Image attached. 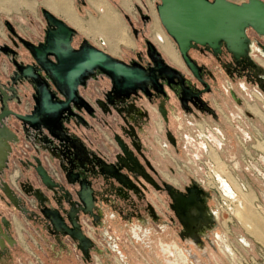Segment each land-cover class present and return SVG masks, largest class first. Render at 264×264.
<instances>
[{"label":"rangeland","instance_id":"rangeland-1","mask_svg":"<svg viewBox=\"0 0 264 264\" xmlns=\"http://www.w3.org/2000/svg\"><path fill=\"white\" fill-rule=\"evenodd\" d=\"M231 1L240 3V0ZM101 2L110 8L108 18L103 4L99 5L102 7L99 12L87 4H77L83 8L87 37L76 35L75 48L84 42L101 47L103 44L99 41L97 44V40L108 38L110 44L102 49L126 62L136 60L147 42L156 43L162 50L156 36L157 24L166 33L157 12L161 0L149 4L138 0L142 13L133 1L131 15L125 14L119 0ZM114 12L124 23L112 19ZM145 14L150 16L147 22L143 20ZM28 23L37 30L38 36L44 37L46 21L40 9L36 19ZM134 28L140 31L137 38ZM93 32L97 39L91 36ZM247 33L251 41L249 56L237 60H248L252 67H246L243 74L235 72L231 62L236 58L226 49L228 54L222 60L215 54L191 52L197 67L204 69L206 76L212 75L209 81L213 92L206 94V98L215 114L196 111L185 117L181 111L178 117L182 115V120L177 122L170 111L179 106L177 98L171 97L169 129L176 137V144L167 145L165 127L163 132L158 127L155 139L152 135L157 134L156 127L145 128L144 134L137 131L147 141L143 149L151 165L142 162L138 151L135 155L151 178H144L131 164L120 163L114 156L101 154L99 162L90 161L95 152L88 143L90 138L82 135L78 125L77 105L58 115L59 130L45 125L35 128L8 117L6 124L14 137L7 140L11 150L0 170V264H264V90L261 86L264 76L259 75L256 67L264 69L257 60L264 62V38L252 29ZM38 39L35 37L34 41ZM25 53L29 55L27 50ZM4 58L6 55L0 61ZM10 68L13 67H8L9 72ZM178 68L193 79L187 68ZM0 74L6 83L7 75L2 70ZM20 89L24 92L9 102V108L31 114L30 98L34 90L28 82L21 84ZM89 89H83L87 98L92 94ZM28 90L30 98L25 97ZM251 110L258 113L255 120L250 117ZM86 117L88 122L94 120L95 125L113 119L108 114L93 120ZM203 122L223 126V165L217 168L205 163V156L200 161V157H194L196 153L203 154L204 143L198 138L201 131L194 123ZM101 128L105 133L106 129ZM105 135L106 139L110 138L108 133ZM99 149L104 151L105 147L99 146ZM115 150L117 155L121 153ZM36 158L55 186L43 182L36 170ZM112 166L127 178L125 182L109 171ZM219 171L223 172V201L215 189L219 181L210 179V175H219ZM209 180L215 186L208 185ZM194 184L206 193L211 192L210 218L217 223L213 228L206 226H210V220H202L198 210L192 208L194 224H203L200 230L192 231L172 208L174 199L169 189L172 193L187 194V189ZM6 186L16 204L5 192ZM83 190L92 194V209ZM245 195L250 199L245 200L248 198Z\"/></svg>","mask_w":264,"mask_h":264},{"label":"water","instance_id":"water-1","mask_svg":"<svg viewBox=\"0 0 264 264\" xmlns=\"http://www.w3.org/2000/svg\"><path fill=\"white\" fill-rule=\"evenodd\" d=\"M139 11L142 13L141 9ZM157 12L167 35L176 43L183 61L198 78L201 77L199 68L189 55L195 45L207 47L215 55H218L224 46L236 59H244L249 56L250 51L251 41L248 38V30L252 29L264 38V0H247L242 3L231 0H161L157 5ZM42 14L47 22L43 40L31 43L19 39L33 59V63L23 64L15 58L11 61L15 76H9L8 83L0 81V130L9 131L10 137H14V134L8 128L6 119L11 116L35 128L45 125L59 130L58 126H54L53 121L68 108L72 98L77 97V86L81 78L94 69L113 75L117 80H124V85L128 87L135 86L134 83L142 80L146 72L138 67L128 66L122 60L88 42H84L80 48H75V30L46 9L42 10ZM8 28L18 37L11 29V25L8 24ZM14 45L19 44L14 41ZM149 48L161 60L152 43L149 44ZM9 54L16 55V52L7 44L0 45V59L3 55L8 57ZM256 67L257 70L261 69L259 66ZM1 70L0 66V72ZM169 70L175 71L171 67ZM24 82L30 83L36 91L37 108L40 107L41 110L45 107L43 112L39 110L37 113L18 114L9 108V102L19 96V83ZM51 82L62 94L66 93L67 101H54L58 92L52 90ZM211 111L214 113L213 110ZM4 143L8 145L6 161L11 147L0 134V145ZM171 143L176 144L174 138H171ZM36 161L38 162L36 170L43 182L55 186L40 164V160L36 158ZM196 186L194 184L189 187L187 194L171 192L177 215L184 226L192 231L196 220L190 214L192 207L198 210L201 218L207 212L206 201L201 198L202 195L207 198V193ZM5 192L16 204L7 186ZM82 193L90 204L92 194L86 190ZM207 218L212 222L210 215Z\"/></svg>","mask_w":264,"mask_h":264},{"label":"flooded vegetation","instance_id":"flooded-vegetation-1","mask_svg":"<svg viewBox=\"0 0 264 264\" xmlns=\"http://www.w3.org/2000/svg\"><path fill=\"white\" fill-rule=\"evenodd\" d=\"M148 19H150V16L148 14H145L143 17L144 22H147ZM6 28H8V25L6 26ZM157 30L158 32H162L165 35H156L161 48L162 43L165 41V37H167L168 41L164 44V47L169 52L172 58L168 57L163 48L161 50L156 43L147 42L146 49H144L142 53L137 54L136 60H130L127 62L123 60V62H125L128 66L138 67L139 69L146 71L144 78L134 83L135 86H125L124 80H117L113 75H109L101 71L100 69H94L81 78V82L77 86V97H75L74 99L72 98V101L69 103L68 108L65 109V112H67L69 109H72L75 107V105H77V109L79 112L77 116L79 121L78 125L82 128V135H85L86 138H90V142L88 143H90L93 151L95 152L92 159L88 158L90 161L99 162V156L101 154L104 157L114 156L116 157V161L120 163H125L126 165L131 164V167H134L136 171H138V173H140L144 178H149L150 175L141 164L139 157L135 155V151H138V153L140 154L142 162L144 161L148 166L151 165V162L149 161V157L147 156L145 149H143V145H146L147 141H143L140 138L141 134L139 135V133L137 132L138 130H141V133L144 134L146 133L145 128L150 129V127H156L157 132L158 127H160V132H163V129L165 127L166 130L163 132L164 138L166 142L168 144H171L172 146L173 144L171 143V138H174L175 142H177V140L173 132H171V130L169 129L170 113L171 115L176 116L177 122H180L182 120V115L180 117L178 116L181 111L183 112V116L187 117L191 114H194L196 111H200L202 113H212L211 110H213L210 107L209 100L206 98V94L213 92V87L209 81L210 76L212 75L206 76L204 69L199 66V74L201 77L198 78L197 76H195L187 66V64L183 61V58L179 51L176 49V43L172 39L170 40L167 33H165L158 24ZM133 32L136 38L140 34V31L136 28L133 29ZM10 35L14 37L11 32ZM150 43H153L154 50L158 51L159 55L161 56V60L157 58L155 52L150 50ZM82 44L83 43H81L78 48H80ZM12 46L13 48H18L20 44L16 46L14 45V42H12ZM193 51H200L204 54L210 53L214 55L213 51H211L207 47L195 45L189 52V55L193 59L194 57L191 55V52ZM224 54L227 55L228 53L223 46L221 48V52L218 55H215V57L218 60H222ZM257 60L259 63H261L260 65L264 67V62L259 58H257ZM28 63H33V59ZM231 64H234L231 66H234L233 68L235 69V72L239 74H243V70H245L246 67H252L250 61L248 60L239 62V60L237 59H232ZM11 66L13 67L12 64ZM181 66H184L192 73L191 77L193 79L187 78L185 75H183L181 70L178 68ZM169 67L175 69V71L169 70ZM13 70L14 67L9 72L11 73L10 76L13 75ZM258 73H260L259 75L264 76L260 69L258 70ZM168 74H170L171 76H168ZM250 75H252V73ZM0 81L2 80L0 79ZM8 82L9 80L7 79L6 83ZM19 84L21 85L23 83ZM103 84L104 86H102ZM29 85L31 86L32 90H34L30 83ZM261 86L264 87V83ZM89 87V90H91L92 94L90 98H87L83 93V89L85 90ZM26 88L28 87L26 86ZM51 88L52 90H56L58 92L57 96L54 97V101L65 102L68 100L66 93L62 94L52 82ZM167 89L170 91V93L167 91ZM19 92L23 93L24 91L19 88ZM29 94L30 91L28 90V92L25 93V97H29ZM32 94H34L31 95L33 97H29L31 99V108L33 109L32 111L34 113H37L40 110V107L39 109L37 108L36 91H33ZM171 97H175V99L177 98V103L179 106L172 112L169 110L168 102L170 101ZM143 100L145 103L143 102ZM43 109H41L40 112H43ZM253 109L256 108L254 107ZM11 110H13L14 113L23 114L16 108ZM103 114H108L110 116V119H113L107 123H103V125L100 122L97 123L101 125H95L93 119H95L96 116L98 118L99 115L101 116ZM82 115L88 116V119L92 118L93 121L88 122L86 119L87 117H83ZM153 115H155V118L153 117ZM69 117H72V114ZM15 118L17 119V117ZM118 120H120L121 122L117 123ZM177 125L179 126V123ZM101 127L106 129L105 133L103 132V129ZM137 127L138 129H136ZM106 133L109 134L110 138H105ZM156 136H158V132L156 135H152L154 139ZM99 145L105 147L104 151L99 149ZM115 149H119L121 153L117 155V150ZM81 152H86V149L83 148V151ZM112 152H114V154H112ZM108 169L114 176H117L115 174V171H118L114 166L109 167ZM93 171L96 173V170ZM121 180L125 182L127 178L125 176H121ZM169 192L171 193L172 190L169 189ZM201 198H203V195ZM206 207L207 212L205 213V216L201 218L202 220L209 219L207 217H209L210 215L211 208L208 201L206 202ZM172 208H174L173 205ZM204 222L206 223V221ZM210 223V226H206L213 228L215 224L213 222ZM196 225L200 226L198 230H200L203 226V224L201 223H198Z\"/></svg>","mask_w":264,"mask_h":264},{"label":"crops","instance_id":"crops-1","mask_svg":"<svg viewBox=\"0 0 264 264\" xmlns=\"http://www.w3.org/2000/svg\"><path fill=\"white\" fill-rule=\"evenodd\" d=\"M101 1L102 0H0V38L1 37L4 38V41H0V44L1 45L7 44L8 46L12 48V50L16 52V55L9 54L7 58H4L0 61V66L2 67V71L4 72V74H6L7 77L11 75V73H9L8 71V67L9 66L12 67L11 61L15 60V58L17 59V61L23 64H26L32 61V58L29 57V55H26L25 53L26 50L24 46L21 44L19 39L27 40L31 43L37 42V41H34L35 37L40 38L38 39V41L43 40L44 37L41 38L40 36H38L40 34H38L37 30L33 27V25H30V23H28L30 20L36 19L39 9L41 13L43 9H46L50 11L52 14H54L57 18L66 22L71 28L75 30L76 35L84 34L86 36L87 30L86 29L84 30V27H83L84 26V16L82 13L83 8L77 4H79V2L80 4H83V5L87 4V7L90 6L92 9L94 8V10L98 12L102 11V7H100L99 5L103 4V8L106 11V17L108 18V16L111 15L109 13L110 8L108 7L107 3H103ZM119 1L121 2L123 11L125 12V14L131 15V4L133 3V1L135 2L138 11L139 9L142 10V8L137 5L138 0H119ZM140 1H143L149 4L151 1H154V0H140ZM244 1L245 0H240V3ZM114 13L115 14L111 16L112 19H115L118 22L124 23V20L122 19V17L120 15L118 16L116 12ZM126 17L128 18L129 16H126ZM6 23L7 25L11 24V29L15 31V33L18 35L19 38L16 37L12 33V30L6 28L7 26ZM46 27H47V22H46ZM6 30L9 32V35H8V32L5 33ZM116 30L117 29H115V32ZM10 32L14 35V37L10 35ZM94 34L96 35V33L93 32L91 36L93 37V39H97V35L95 36ZM157 34H162L163 36H165L162 32H158ZM13 40H17L16 42L20 44L18 48H15V47H14L15 49L13 48L12 46V42H14ZM98 41L100 43L102 41L103 46L104 45L107 46L108 44H110V39L108 38L106 41L104 38L98 39L97 44H100L98 43ZM167 41H168L167 37H165V41L162 43V48L164 52L166 53V55L172 58L169 52L164 47V44ZM74 46L76 45L74 44ZM103 46L98 47V48L102 49ZM112 50L116 51L115 48H113Z\"/></svg>","mask_w":264,"mask_h":264},{"label":"built area","instance_id":"built-area-1","mask_svg":"<svg viewBox=\"0 0 264 264\" xmlns=\"http://www.w3.org/2000/svg\"><path fill=\"white\" fill-rule=\"evenodd\" d=\"M103 44V43H102ZM254 113V114H253ZM257 113V112H256ZM251 115L250 116L253 120H255V118L258 116V113L255 114V112H253L251 110ZM189 125H192V123H189ZM195 128L198 131H201L200 135H199V139L202 140L203 143V154L199 155L198 153H196L194 155V157H196L197 159H199V161L205 156V163L210 164L212 167L217 168L219 165H223V158H222V152H223V126L215 123V122H203V123H194ZM252 128H254L255 126L253 124H251ZM188 139H190V137H188ZM194 141V138H191ZM167 143V142H166ZM165 143V146H166ZM167 145H169L167 143ZM218 149V150H217ZM219 175L217 174H213L210 175V179L216 178L217 181H219V185L215 188L217 189L220 194H221V199L223 201V172L219 171ZM212 181V180H211ZM215 182H210L208 185H213L215 186ZM225 194V193H224ZM209 199H211V192L207 191V198L206 201ZM209 203V202H208ZM220 203H218L219 205ZM218 205L215 207L217 208ZM223 208V206H221ZM211 208V207H210ZM212 210L210 209V213ZM215 226H217V223H214ZM214 226V225H213Z\"/></svg>","mask_w":264,"mask_h":264},{"label":"bare ground","instance_id":"bare-ground-1","mask_svg":"<svg viewBox=\"0 0 264 264\" xmlns=\"http://www.w3.org/2000/svg\"><path fill=\"white\" fill-rule=\"evenodd\" d=\"M94 2V1H93ZM101 43H102V41H101ZM261 70V72H262V74L264 75V69L263 68H261L260 69ZM263 90H264V87L262 88ZM254 108V107H253ZM252 108V109H253ZM251 109V108H250ZM255 111H256V109H255ZM53 124H54V126H57V120L55 119L54 121H53ZM2 131L3 132H1V130H0V134L2 135V137H4V139H5V142H7V140L9 139V137L11 136L10 135V133H9V131H7L6 129H2ZM259 146V145H258ZM261 146H263V144H261ZM260 146V147H261ZM8 147V145H7V143H4V144H1L0 145V168L4 165V163H5V158H6V154H7V148ZM259 149V148H258ZM264 149V148H263ZM262 149V150H263ZM262 150H260V151H262ZM264 151V150H263ZM224 170V169H223ZM226 170V169H225ZM115 174L117 175V177H119L120 179H121V176H124V175H121V174H119L118 172H116L115 171ZM231 178V177H230ZM195 185H197V184H195ZM196 187H198V188H200L198 185L196 186ZM199 190V189H198ZM248 194V193H247ZM246 196L247 195H245V198H246ZM250 196V195H249ZM248 197V196H247ZM251 197V196H250ZM203 201H206V197H204L203 196ZM248 199H250L249 197L248 198H246L245 200H248ZM208 201V200H207ZM206 201V202H207ZM248 204V203H247ZM91 206H92V199H91V201H90V204L88 203V207L91 209ZM192 208H194V207H192ZM251 208V207H250ZM191 209V208H190ZM244 211V210H243ZM238 215V214H237ZM245 218H246V216H245ZM248 219V218H247ZM246 219V220H247ZM252 219V218H251ZM229 221V220H228ZM243 221V220H242ZM256 221V220H255ZM258 221H259V219H258ZM223 223H226L225 222V220H224V222ZM253 223V222H252ZM255 223V222H254ZM261 223V222H260ZM245 224V223H244ZM195 227H193L192 229H194V230H198L199 229V227L200 226H198V225H194ZM258 226H260L259 225V223H258ZM257 225H256V227H258ZM252 227H254V226H252ZM261 228V227H260ZM253 229V228H252ZM193 230V231H194ZM250 232H251V230H250ZM253 232V231H252ZM259 233H261L260 231H258ZM251 234V233H250ZM260 235V234H259ZM262 236V235H261ZM256 237V236H255Z\"/></svg>","mask_w":264,"mask_h":264}]
</instances>
